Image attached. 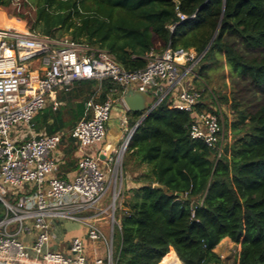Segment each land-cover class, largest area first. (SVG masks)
<instances>
[{
	"label": "trees",
	"instance_id": "16d2710c",
	"mask_svg": "<svg viewBox=\"0 0 264 264\" xmlns=\"http://www.w3.org/2000/svg\"><path fill=\"white\" fill-rule=\"evenodd\" d=\"M31 1L32 13L19 15L32 31L106 50L127 70L144 67L151 51L193 48L202 54L197 80L206 79L208 62H218L222 53L232 74L262 97L249 109L232 96L235 116L228 127L234 137L219 154L190 135L192 114L171 107L168 98L139 122L123 165L144 169L135 176L138 185L120 190L116 199L120 235L113 241V264H160L171 251L181 264H223L214 248L226 237L239 246L237 264H264V0ZM11 2L0 0V6ZM73 86L79 103H48L33 119L37 132L62 129L69 123L63 114L78 117L84 99L102 102L124 91L110 79H82ZM208 89L204 85L195 109L218 113ZM220 99L228 102L226 95ZM140 115L128 112L129 128ZM123 195L128 197L119 204ZM4 216L2 209L0 220Z\"/></svg>",
	"mask_w": 264,
	"mask_h": 264
},
{
	"label": "built area",
	"instance_id": "2783aa9c",
	"mask_svg": "<svg viewBox=\"0 0 264 264\" xmlns=\"http://www.w3.org/2000/svg\"><path fill=\"white\" fill-rule=\"evenodd\" d=\"M177 15L180 20L186 18L182 12ZM201 57L193 48L168 47L161 53H147L144 67L127 70L106 50L66 36L53 38L0 26V210L5 211L0 220V264H113L111 240L105 241L106 257H89L79 236L70 239L67 251L52 247L61 219L84 221L90 240L104 239L99 227L79 212L98 205L111 185V202L106 209L98 207L95 216L106 213L112 226L119 225L115 207L120 190L116 184L127 136L115 155L102 152L107 170L100 165V158L87 150L107 134L112 99L99 102L90 97L84 116L69 131L80 153L71 180L56 176L53 154L65 132L24 139L18 137V128L31 130L35 115L47 103L57 108L59 88L68 91L82 79H110L124 88L130 84L154 95L157 102L168 98L171 107L190 112V135L216 148L219 154L226 143L221 115L207 109L197 111L202 90L184 84ZM34 60L38 66L33 68ZM32 229L35 235L28 244L21 235Z\"/></svg>",
	"mask_w": 264,
	"mask_h": 264
},
{
	"label": "crops",
	"instance_id": "0c3cea01",
	"mask_svg": "<svg viewBox=\"0 0 264 264\" xmlns=\"http://www.w3.org/2000/svg\"><path fill=\"white\" fill-rule=\"evenodd\" d=\"M37 66H38V61L34 60L33 68ZM33 73L34 74L38 73V70L35 69ZM206 73H208L207 70ZM197 77L198 79L202 80L200 76ZM192 78L190 76L186 80L184 79V84L193 87L194 83L192 82ZM75 89L76 88H74V86H72L71 89L68 91H65L61 88L58 89L57 95L60 96V101H59L60 106L72 105L73 107L75 103H79V99L74 97L73 95ZM100 92H101L100 90L97 92L96 98L100 95ZM121 95L117 98L112 99L113 101L112 109L115 110L116 116L109 118L107 123V134L105 138L101 142L92 145L90 149L89 148L87 149L90 154L94 156H98L100 158V165L106 170H107V166L105 162V155L102 152L105 151L107 154L115 155L118 149L122 146L123 142L125 141V138L127 136L126 131L129 128L128 125L129 111L126 109V107L119 105ZM87 100L85 99L83 100L84 104L82 107L81 114L75 119H73V115H71V111H66L63 114V118L65 121L69 123L66 126H64L62 129L56 131V132H65V134L62 137V140L53 151V154L57 162L56 176L63 179H67V180L73 179L77 171V162L80 156L79 148L75 139L72 138L68 133L74 127L75 123L81 117L84 116ZM43 133L47 134L44 130L37 132L34 129V126L32 127L31 130H28L26 127L18 128V134H19L18 137L20 138L22 137L24 139L30 137L31 135H38ZM120 168H121V174L116 184L117 188L119 190L124 191L131 187L137 186L138 182H136L135 176H137L144 168L142 167L140 169L139 168L131 169L130 165L124 166L123 156L121 159ZM112 188L113 185H111L110 189L108 190V193L103 197V199L98 203V205H96L95 207H88L82 210L81 212H79V215L83 219L88 220V222H93L99 227V229L103 233L104 239H99L96 241L90 240L86 235L87 225L84 221L61 219L58 221L57 227L55 229L54 243L52 247L63 251H67L69 249L70 239L74 236H79L84 240L86 252L89 257H93L95 255L106 257L107 247L105 241L111 240L113 244V241L116 237L117 240L119 239V235H120L119 225L116 224L112 226L110 219L106 213L101 214L98 217H96L95 215L97 213L98 207L106 209L109 203L111 202ZM124 197H128V195H123L118 200L119 204L122 203ZM28 224H31V221H29ZM116 229L118 231L117 234H115ZM34 235H35V231L32 229L31 232L22 234L21 238L29 244L32 241ZM171 253L174 252L171 251L169 254Z\"/></svg>",
	"mask_w": 264,
	"mask_h": 264
},
{
	"label": "rangeland",
	"instance_id": "374dc122",
	"mask_svg": "<svg viewBox=\"0 0 264 264\" xmlns=\"http://www.w3.org/2000/svg\"><path fill=\"white\" fill-rule=\"evenodd\" d=\"M33 8L34 7L31 0H12L8 7L0 6V26L7 25L19 29L30 30L27 20L21 18L19 13H32ZM237 46L240 49L242 47L239 43H237ZM252 53L254 54L255 52ZM218 58V62H208L209 70L207 69L208 76L206 79H194V77L198 74L196 71L199 70V64V66H195L194 74L186 76L185 80L190 76L191 78L193 77V87L199 88L201 90H203L204 85H207V88L209 89L206 97L209 93L211 95V99L208 96V101L210 102L211 100H216L219 104L217 109L221 115L224 126L225 141L228 143L231 142L234 137L228 127V124L234 119L235 116L230 104L232 96H235L236 99L243 103V105H248L249 109H252L251 106H254L256 102H260L262 97L258 92H256L255 88L248 84L247 80L232 74L230 67L228 66L222 53L218 54ZM207 61H210V59ZM222 95L227 96L228 102H224L220 99ZM115 116L116 112L114 109H112L110 112V117ZM129 130L130 128H128L126 132L128 133ZM117 232L118 231L116 229L115 234H117ZM116 240L117 237L115 238V241ZM238 247V244L234 243L229 238H225L215 246L214 251L222 259L223 264H237Z\"/></svg>",
	"mask_w": 264,
	"mask_h": 264
},
{
	"label": "water",
	"instance_id": "95a60500",
	"mask_svg": "<svg viewBox=\"0 0 264 264\" xmlns=\"http://www.w3.org/2000/svg\"><path fill=\"white\" fill-rule=\"evenodd\" d=\"M157 100H153L152 96L147 92L134 88L130 84L125 86V89L120 97L119 105L126 107L130 112H140L141 115L137 123L131 128L127 134V142L129 141L133 131L138 126L139 122L150 112L157 104ZM157 186V184H154Z\"/></svg>",
	"mask_w": 264,
	"mask_h": 264
},
{
	"label": "bare ground",
	"instance_id": "6f19581e",
	"mask_svg": "<svg viewBox=\"0 0 264 264\" xmlns=\"http://www.w3.org/2000/svg\"><path fill=\"white\" fill-rule=\"evenodd\" d=\"M161 264H181L175 253L167 254L161 261Z\"/></svg>",
	"mask_w": 264,
	"mask_h": 264
}]
</instances>
